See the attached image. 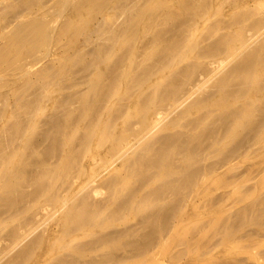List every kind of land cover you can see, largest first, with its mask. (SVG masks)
Wrapping results in <instances>:
<instances>
[{"label":"bare ground","instance_id":"bare-ground-1","mask_svg":"<svg viewBox=\"0 0 264 264\" xmlns=\"http://www.w3.org/2000/svg\"><path fill=\"white\" fill-rule=\"evenodd\" d=\"M210 12L222 19L196 37ZM224 29L232 33L204 45ZM88 32L96 44L120 32L122 46H86ZM186 57L192 62L182 65ZM237 61L232 74L242 80L241 106L228 104L230 95L219 86L193 99ZM167 72L170 81L163 80ZM263 102L264 0H0V264H152L171 249L174 230L126 249L123 239L133 231L111 222L122 214L138 222L170 202L175 208L165 220L178 227L199 202L216 208V191L236 190L237 154L249 156L256 146L264 159ZM258 107L260 119L253 115ZM236 112L259 119L251 144L238 145L244 125ZM193 113L198 117L180 124ZM215 120L224 125L204 131ZM231 141L238 147L223 152ZM44 144L43 159L27 165ZM101 183L108 194L99 201ZM147 196L152 198L145 203ZM255 202L263 205L256 211L263 217L264 197ZM224 211L215 214L226 219ZM28 212L29 220L1 231L5 218Z\"/></svg>","mask_w":264,"mask_h":264},{"label":"rangeland","instance_id":"rangeland-1","mask_svg":"<svg viewBox=\"0 0 264 264\" xmlns=\"http://www.w3.org/2000/svg\"><path fill=\"white\" fill-rule=\"evenodd\" d=\"M116 5H118V4H116ZM237 10H234V11H237ZM228 12L230 13L231 11H228ZM217 19H219V20L222 19L220 14H216L215 12L208 13L206 15L204 21L201 23V25L197 28V30L194 31V35L196 37H202V35H203V37H204V34L207 33V31H209L211 29V27H213L217 23V21H218ZM175 22L177 23L178 21H174V23L172 22V24H169V25H167V27L166 26L164 27L165 29H163L164 32L162 30V33H165V34H163V35H166V33H168L170 31L168 28L171 29L173 27L172 25H174V26L176 25ZM91 23H92V20L88 19L86 21V26L89 27L91 25ZM218 33H217L216 37L215 36L211 37L207 42L204 43V45H206L207 43L210 44L211 42H214L215 39L217 40V36L231 34L232 29H224ZM118 34H121V33L120 32H114L110 38L103 41L102 43L96 44L93 42V40L96 39V36H94V35H92V33L88 32L86 39H88L90 41V44H87L86 46H122L120 44V42L118 41V39H119L117 37ZM146 35H142L139 37V39H137L138 46H142L144 44V42L147 41V37H150V34H146ZM204 47H207V46H204ZM54 49L55 48L52 49V52L55 51ZM158 49H159V47H156L152 50V52H156ZM150 61H153V60L152 59L149 60L148 61L149 64L152 63ZM188 62L189 63L192 62V59L190 57L184 58V60L182 61V65L188 64ZM237 62L226 64L223 67L222 72L219 73L220 75L218 74L217 77L215 78V81L213 80V81H210L209 83H207L206 84L207 87L200 90L201 92L199 91V93H197L193 97V99L202 98V97L210 94L216 87L219 86L218 89H220L221 94L223 96H229L230 95V97L228 98V99H230V100H228V104L234 102V103H236L237 106L238 105L241 106V104H243L245 102V99L239 98L240 96H242V94H241L242 92H240V89L238 87H240V83L242 80L239 82V80L241 78L240 77L237 78V76H233V74H232L233 71L235 70V68L237 69L240 66V61H237ZM237 64H239V65H237ZM232 65H233V68H232ZM180 66L181 65H179V67ZM228 66H230V67H228ZM177 67L175 69H177ZM228 70L231 73H229ZM170 73L171 72H167L163 76L164 81H167L168 78H169L168 81H170L172 79L171 76L169 77ZM166 76H168V78ZM226 76H227V78H226ZM219 77L221 79H219ZM222 79L223 80L226 79V80L223 81ZM218 81H220V82H218ZM204 93H205V95H204ZM234 96H235V98H233ZM263 103H261L259 107L264 108ZM259 107L257 108V110L260 111ZM257 110H255L253 115L254 114L257 115L258 118L260 119L262 113L260 111L258 114ZM218 111L223 112V111H225V109L222 108V109H219ZM237 115H239L238 117L243 118L242 124L244 125L243 128L240 130V133H239V140H238L239 143H238V141H236V142L231 141V142L224 143L223 148H222L223 152H228L231 149L238 147V145L241 143L251 144L255 135H256V129L258 128V124H259L258 123L259 119L257 118V116H255V118H253L254 116H252L246 112L242 113L241 115L239 114V112H236V116ZM197 117H198L197 113L189 114L180 120V124L184 125L187 122L194 120ZM256 119H257V121H256ZM244 121H246V123ZM251 123H254V125ZM250 124H251V126H250ZM223 125L224 124L222 121L215 120L206 127V128H208V130L205 129L204 131H206V132L217 131ZM245 127H246V129L247 128H249V129L253 128V130L252 129H250V131L245 130ZM178 130H177V132H178ZM183 131H184L183 129H180L181 133H183ZM253 131H254V133H251ZM247 132H248V134H246ZM237 143H238V145H237ZM45 148H46L45 144L42 145L41 147H39V152H38L39 154H37L36 156H33V157H29L27 160V165H31L33 162L42 160L43 156H45V152H44ZM225 149H226V151H225ZM137 151H139V149H137ZM251 151H253L254 153ZM251 151H250L249 156H243L241 153L237 154V159L235 162L236 166H237L236 172H235V176H236L235 188H236V190H234L232 192V191H230V188H228V187L224 188L223 187L224 189L221 188L218 191H216L215 196H218L221 199V202L218 204L219 206L217 205L216 208L212 209L210 203H206V202L205 203L199 202L195 206L190 207L188 209L187 213L189 215H191V218H189V220L186 221L184 226L181 225V226L177 227L175 225L177 227L176 228L177 230L174 228L175 226L172 227V225L169 224V221L165 220L166 217L175 208V205L172 203V206H171L170 202H168V205L165 204V207L163 206L160 209L158 208L155 211H152L153 214H155V215H152L153 218L151 217V220L149 219V217L152 214V212L147 214L148 216L146 215L144 218H142L138 222L133 221L129 214H122L121 217L115 218L116 220L111 222V224L115 225V227H113V228L123 229L125 226V227H129L130 231H133L131 234L132 236H128V237L123 239L124 244L125 243H126V245L128 244L126 246V249L130 248L129 244H131L132 242L138 243L140 246H143L145 244L144 242L147 239L151 240V238H153L154 234H157L158 232L163 231L166 228H172L171 230L172 231L174 230V232L171 235L174 238V240H176V241L171 244L170 250L158 253L157 256H155V260L152 264H212L214 259H222L223 261L229 262V264H264V216L262 217V216L258 215V213H257L258 211L261 210V208H263V205H258L255 202V197L259 198L260 200L264 197V159H262L256 155V153H255L256 146H252ZM30 159H32L31 162H30ZM261 159L263 161H262V164L259 165V162L261 161ZM115 167L120 168V164H116ZM110 175H111V172L106 173L103 176L102 182L106 181ZM134 177L135 176H132V178H130L131 182H133ZM27 178L28 177L24 176V178L21 179L23 184L28 181ZM25 179H26V181H25ZM23 184L21 183L20 185H23ZM47 185H48V183L44 182L41 185V188L44 189ZM158 185H159V182H155L148 189H146L147 192L142 190L141 191V194H142L141 197L144 196L146 193H148L149 190L151 193L156 188V186H158ZM104 186H106V184L101 183V185H100V187H102L100 189L101 191L97 195L98 197L97 196L95 197L96 198L95 200L98 199L99 201H101V199L102 200L104 199L103 197L107 196L108 192L105 189L106 187H104ZM135 187H136V184L130 185L129 188L134 189ZM103 189H105V191ZM81 194L84 196V192H81ZM81 194L79 195V197L80 196L82 197ZM100 195H102L100 197L101 199H99ZM9 198L7 197V199H5V200L11 201V198L10 199ZM150 198H152V197L147 196L144 200V201H146L145 203L149 202L151 200ZM51 200H53V199H51ZM10 201H9V203H10ZM5 204L6 203H4L3 206ZM14 205L13 206L16 209L18 204L16 203ZM226 207H228V208H226ZM1 209H2V207L0 208V212H2ZM223 210L226 211V212L224 211L227 215L226 219H225V216H218L217 214H215L217 211L223 212ZM163 212H164V214H163ZM197 215H200V217L199 216L196 217ZM26 216H27V218H26ZM29 216L31 217V212H28L26 214H22L20 217H18L16 219L8 218V217L5 218L8 220L4 221V223L2 225L3 227L1 228V231L5 234L6 231L7 232L10 231L9 229L15 228L14 227L15 225L17 227L18 224L20 225V224L24 223L26 220H29V218H30ZM256 216H257V218H256ZM254 217L256 220H254ZM22 218H24V219L22 220ZM207 218H213V219L211 221H207ZM203 220H206L207 222H204ZM46 223L51 224L52 222L49 220ZM47 225H46V227H47ZM137 226H138V228H137ZM155 226H157V227H155ZM233 228H235V229H233ZM43 234H44L43 236H45L46 232H44ZM93 237H94V233H91L89 235V237H87V239L93 240ZM189 239H191V240H189ZM152 241H154V239H152ZM113 244L117 245L118 243L115 242ZM53 259L51 260L52 262H50V263H54L55 259H54V261H53Z\"/></svg>","mask_w":264,"mask_h":264}]
</instances>
